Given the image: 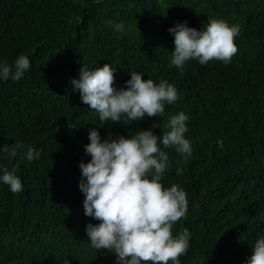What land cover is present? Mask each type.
<instances>
[{"label":"trees","instance_id":"trees-1","mask_svg":"<svg viewBox=\"0 0 264 264\" xmlns=\"http://www.w3.org/2000/svg\"><path fill=\"white\" fill-rule=\"evenodd\" d=\"M210 19L239 25L232 62L190 60L183 74L169 67L174 37L187 21L203 30ZM123 22L125 34L109 27ZM27 55L31 68L16 81H0V147L20 141L42 149L39 160L5 159L0 166L21 178L13 194L0 184V264H116L90 245L79 189L89 130L102 140L151 129L160 135L167 117H189L192 155L174 149L162 184L187 194L188 211L173 235L191 233L181 264H246L264 235V0H0V61ZM116 68L115 86L130 72L173 84L179 99L165 116L125 124L107 122L73 91L81 68ZM180 169V173H177Z\"/></svg>","mask_w":264,"mask_h":264},{"label":"clouds","instance_id":"clouds-1","mask_svg":"<svg viewBox=\"0 0 264 264\" xmlns=\"http://www.w3.org/2000/svg\"><path fill=\"white\" fill-rule=\"evenodd\" d=\"M101 3L102 0H95ZM120 35L125 34L123 22H108ZM174 37V51L169 67L183 74L185 65L196 60L207 65L218 60L228 65L238 48L235 39L239 25H230L223 19H210L203 30L189 27L187 21L168 29ZM31 68L27 55H19L13 64L0 61V81H20ZM116 68L110 64L94 70L81 68L79 77L73 78V91L80 100L99 117L103 126L107 122H138L146 117L165 116L166 105L179 99L177 88L167 80L159 82L143 79L144 73L130 72L124 87L115 86ZM189 117L183 111L169 115L165 131L160 135L151 129L138 130L130 136L109 137L102 140L98 128L89 130V143L85 153L91 157L81 162L79 189L84 195V214L99 223H89L86 235L91 247L107 250L116 257V264H181L180 257L190 249L191 233L184 228L173 235V225L188 211L186 192L178 185L165 188L162 180L168 167L165 149H174L185 160L193 148L188 132ZM5 159L39 160L42 149L27 147L16 141L11 147H0ZM16 167L10 171L0 166V184L13 194L23 191ZM180 173V169H177ZM246 264H264V235L258 236L251 247ZM65 264H69L65 260Z\"/></svg>","mask_w":264,"mask_h":264}]
</instances>
